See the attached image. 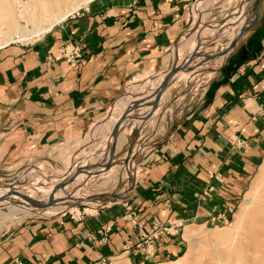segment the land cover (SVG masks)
Segmentation results:
<instances>
[{
    "label": "crops",
    "instance_id": "1",
    "mask_svg": "<svg viewBox=\"0 0 264 264\" xmlns=\"http://www.w3.org/2000/svg\"><path fill=\"white\" fill-rule=\"evenodd\" d=\"M199 1L214 0H94L41 40L0 48V163L82 137L130 81L164 72ZM67 43L81 50L73 64L59 56ZM221 61L157 130L125 200L137 225L124 204L29 222L0 239V264H139L137 243L160 226L159 262L182 248L179 226L227 219L264 160V0Z\"/></svg>",
    "mask_w": 264,
    "mask_h": 264
},
{
    "label": "rangeland",
    "instance_id": "2",
    "mask_svg": "<svg viewBox=\"0 0 264 264\" xmlns=\"http://www.w3.org/2000/svg\"><path fill=\"white\" fill-rule=\"evenodd\" d=\"M5 1L8 5L9 14L6 18H0V47L4 44H8L5 47L25 46L39 41L64 22L54 26L48 33L35 37V33L44 28L48 21L54 20L59 14L79 6L80 10L75 11L73 15L72 13L68 15L67 20L80 13L87 4L89 5L94 0L87 4H83L85 0ZM246 1L214 0V3L209 2L211 5L207 8L201 7L205 2L201 1V3L199 1L196 7L191 8L186 18L185 30L170 53L172 62L164 72H159L149 78L138 77L130 81L110 109L98 122L91 125L82 137L55 146L26 149L15 158V161L6 164L0 163V184H4V189L15 188L18 197H26L29 194L28 190H30L33 191V198L39 200L41 195L34 191L36 188L43 185L47 189L51 188L58 178L63 177H59L58 168L66 167L67 158H63V160L57 158L59 150H63L68 157H71L70 160L75 159V161L85 160L80 155L82 149L87 157L92 156L95 158L98 156L100 149L94 151V148L101 137L96 135L89 140L88 135H94V129L104 124L117 102L123 100V98L135 99L145 95V91H151L150 86H145V83L166 75L175 64L177 66L183 65L195 47L203 55L216 54V57L214 56L210 60L195 57L189 71L184 72L186 73L184 76L173 80V83L165 90V97L158 102V113L151 116L150 120L148 119L149 121L143 129L138 126L126 137L124 143L120 146L121 148L116 152L114 151L110 156L111 159H108L107 163L110 162L108 166L98 167L93 174L88 176L85 187L81 189L83 199H77L76 203H72L73 205L69 209L61 208L60 204H53L48 208H38L32 211L28 217L22 219L4 218L9 213L8 207L0 208V239L21 228L24 224L55 219L71 209H77L80 212H82V209H86L87 214H93L96 209H102L113 204H124L128 208L129 206L125 203V200L130 197L135 185L141 178L142 168L146 167V156L151 154L150 151L157 130L161 128L163 123H169V119L173 117L171 110L176 104L187 103L190 100V95H198L201 92L206 76L212 72L210 67L217 69L219 63L222 62V55L231 53L236 43L249 29L245 30L236 39L240 29H244L245 23L250 21L253 16L251 7L247 10ZM44 3L46 7H43ZM241 12L244 15L247 14L243 22L237 20V15ZM196 21H202L201 25L206 26L204 29L207 33L202 39H197L195 34L192 35L193 33L189 34L190 31L195 30L194 26L198 24ZM222 26L224 27L221 28ZM234 41L236 43L233 49L230 50L229 47ZM220 53L223 54L219 56ZM211 63L212 65H210ZM142 87H144V91ZM122 112V114H126L127 109ZM144 117L141 116L140 119ZM133 122H138V119L135 118ZM112 130L113 128H109L111 133ZM95 163L97 161L86 158V165H95ZM108 173L111 174V178L105 186L92 185L93 180L103 179V176ZM75 189L76 186H71L69 191L72 192ZM65 218H69V216L65 215ZM156 228L163 230L154 237ZM156 228L150 235H142L139 243H137L135 250L140 252L144 258L139 264H264V160H262L256 174L250 178L239 202L229 213L227 219L204 225L182 228L179 226L180 232L177 237L183 245L182 248L175 256L159 262L154 261L157 241L162 235L168 234V229L160 226ZM111 264L135 263H130L123 257L116 256Z\"/></svg>",
    "mask_w": 264,
    "mask_h": 264
},
{
    "label": "bare ground",
    "instance_id": "3",
    "mask_svg": "<svg viewBox=\"0 0 264 264\" xmlns=\"http://www.w3.org/2000/svg\"><path fill=\"white\" fill-rule=\"evenodd\" d=\"M90 1L92 0H85L83 4H87ZM252 3L253 2L247 5V10L249 9V7H251ZM43 7H46L45 3L43 4ZM78 9H79V6H76L70 9L68 12H63L59 14V16L56 17L54 20L48 21L44 28L40 29L39 31L35 33V37L48 33L54 28V26L65 21L68 15H70L71 13L73 15V13L77 11ZM8 14H9V10H8L7 2L5 0H0V18L1 17L6 18ZM245 17L246 15H244V13L241 12L237 15V18H238L237 20H241L243 22ZM196 22H198V24L194 26L195 30L193 34L195 33V37H197V39H200V36L201 38H203L206 35L207 31L199 23V21H196ZM223 27L224 26H222L221 28ZM7 45L8 44H4L0 48H3ZM181 48L183 49V47ZM192 65L193 63H191L186 70L184 69L179 70L166 81H165V77L167 76V74L160 76L159 78L157 77L155 80L151 82L145 83V86L146 85L150 86L151 91H148V92L145 91V95L143 96L141 95L140 97H137L135 99H132L129 97V98H123V100L121 99L120 101L118 100L119 102H117L114 105V107L110 111L109 116L107 117L108 119L104 122V124L94 129L93 131L94 135L92 134L88 135L89 140L93 139V137H95L96 135L101 137V140H99L95 144L96 146L94 148V151L98 148L100 149V153L98 154L97 157L95 158H93L92 156L87 157V155H84V152L82 149L80 155L83 156L82 158L85 160L75 161V159L70 160L69 158L71 157L70 156L68 157V155H66V153L63 152V150H59V152L57 153V158H60L61 160H63V158H67L65 162L66 167L58 168V172L60 173L59 177L63 176L62 177L63 179L58 178L55 182L53 181L55 184H53L51 188L47 189V187H45L44 185L36 188L34 191L37 193H40L41 195L39 200H35L33 198L32 196L33 191L31 192L30 190H28L29 194L26 197H22V196L18 197V195L15 192L14 187H12L14 189L6 190L4 189L5 187L4 184L3 183L0 184L1 185L0 186V208L8 207L7 210L9 212L7 215L4 216V218L22 219V218L28 217L32 211L38 209V205H45V204H52V205L60 204L61 208L69 209V207H72L71 205L76 203L75 201L77 199H83V196H82L83 193H81V189L85 187L88 176L93 174L98 167L106 166L108 164L107 162L112 152L114 153V151L116 152L119 148H121L120 146L124 143L126 137H128L134 129H137L138 126H141L140 129H143L147 125L148 121L150 120L149 118L158 113L157 108L154 109V111L152 112L151 102L154 100V97L159 93L161 94L160 91L165 87V85L169 87V85L173 83V80H175L176 78L178 79L181 76H184L186 74L184 72L189 71ZM144 87H142L143 91H144ZM165 95H166V91L161 95L159 101H161L165 97ZM125 109H127V113L122 114L123 113L122 111ZM141 116H145V117L143 119H140ZM135 118L138 119V122L136 123L133 122L135 121ZM116 124L118 126L117 127L118 130H117L116 136L114 137L112 133L109 131V128H113ZM127 126L128 128H126ZM86 158L91 161H97V163H95V165L93 164L86 165L85 164ZM109 178H111L110 173L106 174V176H103V179L101 178L100 180H95V181L93 180L92 185L98 186V187L105 186ZM71 186H76V189L73 190L72 192L69 191Z\"/></svg>",
    "mask_w": 264,
    "mask_h": 264
},
{
    "label": "water",
    "instance_id": "4",
    "mask_svg": "<svg viewBox=\"0 0 264 264\" xmlns=\"http://www.w3.org/2000/svg\"><path fill=\"white\" fill-rule=\"evenodd\" d=\"M259 1H260V0H253V3H252V5H251V13H252V15H253V16H252V19H251L252 21L250 20V21H247V22L245 23V25H244V29H240V31H239V33H238L236 39H238V38L241 36V34H242L245 30H247L248 28H250L251 25L253 24V22L256 20V17H257V6H258ZM223 24H224V23H223ZM220 25H222V24H220ZM207 27H208V26H207ZM204 28H206V26H205ZM193 32H194V31H190L189 34L191 35ZM235 41H236V40H235ZM235 41L231 43V46L229 47L230 50L233 49V47H234V45H235V43H236ZM223 53H224V52H223ZM223 53H220V55H219V54H217V55L221 56ZM215 55H216V54H215ZM215 55H203V54L199 53L198 50H197V48L195 47L194 51H193V52L187 57L188 59L186 60V62H185L183 65L177 66V65L175 64V65H173V66L170 68V70L167 72V76L165 77V81H166L167 79H169L170 77H172V76H173L176 72H178L179 70H182V69L186 70V69L188 68V66L192 63L194 57L204 58V59H206V60H210V59H212ZM215 57H216V56H215ZM164 85H165V84H164ZM164 85H163V87H164ZM166 88H167V86L165 85V87L160 91L161 94H160V93L157 94V95L154 97V100L151 102L152 112L154 111V109L157 108V105H158V102H159V100H160V97H161V95L164 93V91L166 90ZM117 127H118V126H117V124H116V125L113 127V130H112V135H113L114 137L116 136V133H117V130H118ZM112 154H113V152H112ZM112 154H111V156H112ZM110 159H111V157H110ZM110 159H109V160H110ZM109 163H110V162H109ZM109 163H108V164H109ZM108 164H107L106 166H108ZM51 205H52V204L38 205V208H48V207H50Z\"/></svg>",
    "mask_w": 264,
    "mask_h": 264
},
{
    "label": "built area",
    "instance_id": "5",
    "mask_svg": "<svg viewBox=\"0 0 264 264\" xmlns=\"http://www.w3.org/2000/svg\"><path fill=\"white\" fill-rule=\"evenodd\" d=\"M80 51L81 50L78 46L72 45L70 43L64 44L58 50L60 58L69 64H73L77 59L80 58V56H81ZM74 210L76 212H72ZM74 210L66 211V212H64L63 215L64 216L68 215L69 219L72 221H80L84 216L89 215L85 212L86 209H82V212L78 211L77 209H74ZM127 210L129 212V216L131 217L132 222L137 225L138 224L137 217L135 216V214H133L131 212L132 211L131 208L128 207ZM162 230L163 229H161V228H158V229L156 228L154 231V237H156L158 234H160Z\"/></svg>",
    "mask_w": 264,
    "mask_h": 264
}]
</instances>
